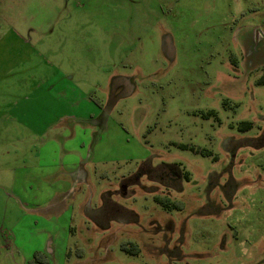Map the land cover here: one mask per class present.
I'll use <instances>...</instances> for the list:
<instances>
[{
    "label": "rangeland",
    "instance_id": "obj_1",
    "mask_svg": "<svg viewBox=\"0 0 264 264\" xmlns=\"http://www.w3.org/2000/svg\"><path fill=\"white\" fill-rule=\"evenodd\" d=\"M9 27L28 40L23 72L100 59L117 81L92 79L107 122L66 214L33 222L0 196V215H23L0 221V264L22 248L52 264H264V0H0Z\"/></svg>",
    "mask_w": 264,
    "mask_h": 264
},
{
    "label": "crops",
    "instance_id": "obj_2",
    "mask_svg": "<svg viewBox=\"0 0 264 264\" xmlns=\"http://www.w3.org/2000/svg\"><path fill=\"white\" fill-rule=\"evenodd\" d=\"M27 42L13 27L0 34V196L27 210L30 221L49 214L57 221L73 205L76 186L87 182L88 155L100 135L98 127L107 122L102 100L98 97L95 103L90 96L99 81L92 79L95 73L107 77L111 91L117 79L107 72L106 64L101 66L100 59L95 60L94 70L62 67L23 72L21 64L30 57L23 58L19 46ZM27 48L37 52L31 44ZM79 128L91 139L89 149H84L89 151L86 157L82 155L84 140L76 142ZM23 141L34 148V158L23 152L24 145H17ZM13 213L12 217L4 210L0 221L12 217L21 224L23 215ZM16 253L18 264H52L38 248ZM36 253L42 261L34 257Z\"/></svg>",
    "mask_w": 264,
    "mask_h": 264
},
{
    "label": "trees",
    "instance_id": "obj_3",
    "mask_svg": "<svg viewBox=\"0 0 264 264\" xmlns=\"http://www.w3.org/2000/svg\"><path fill=\"white\" fill-rule=\"evenodd\" d=\"M261 80H263V78L259 79V81H261ZM249 126H251V123L250 122H241V124H240V127H242V128H246V127H249ZM155 199L157 201L161 202L165 207H168L169 208L171 206L169 204V201H168L167 198H163V197L156 196ZM173 205H175V204H173ZM122 248L124 250H128V248L126 246H124V245L122 246ZM34 257L37 258L38 260H41V259H39L37 253L35 254ZM42 262H43L42 264H45L46 263V261H42Z\"/></svg>",
    "mask_w": 264,
    "mask_h": 264
}]
</instances>
